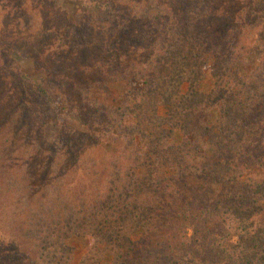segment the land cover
<instances>
[{
  "label": "trees",
  "instance_id": "16d2710c",
  "mask_svg": "<svg viewBox=\"0 0 264 264\" xmlns=\"http://www.w3.org/2000/svg\"><path fill=\"white\" fill-rule=\"evenodd\" d=\"M62 1L0 0L1 264H264V0Z\"/></svg>",
  "mask_w": 264,
  "mask_h": 264
},
{
  "label": "rangeland",
  "instance_id": "374dc122",
  "mask_svg": "<svg viewBox=\"0 0 264 264\" xmlns=\"http://www.w3.org/2000/svg\"><path fill=\"white\" fill-rule=\"evenodd\" d=\"M59 4L66 11H71L72 10V8L70 6H68V5H66L65 3H63L62 0H59ZM73 10H75V7H73ZM12 58L15 59V61L21 66V68L25 71V73L30 78H32L34 80H37L40 77V73H38L35 70L34 64H33V62L30 59L25 58L23 56H20L19 54H16V53L12 55ZM257 65H259V60L258 59L257 60L256 59L255 60L244 59V60L241 61L240 67L242 68V70L248 72L252 68L254 69L255 67H257ZM110 89H111V93L113 94V98L117 101V103H119L120 98L123 96V87H122V85L121 84H112V85H110ZM201 90L204 91V92H208V91L211 90V79H210L209 76L206 78L205 82L201 85ZM64 119L67 120V122L72 127L78 129L80 132H86V129L83 126H80V125L76 124L75 120L66 118V116L64 117ZM60 130H61V128L59 127V125L56 122H52L51 124L46 126L45 127V132H44V134H45V140L44 141L48 142V143H51V142L55 141V139L59 136ZM43 161H47V156L44 158ZM40 182H41V180H40ZM29 185L32 186L30 191H32L33 189H35L37 187V185L34 182H30ZM26 192H28V190ZM18 198L22 199V197L21 198L18 197ZM3 201L5 203H7V201H10V200L5 199ZM21 206L17 205V208L19 207L20 214H21V217H22L23 214H25V211L27 210V208H29V207L26 206L25 207L26 209H25V208H22ZM32 214H34V212ZM27 217H28V215H27ZM11 238H13V237H11ZM73 245H75L76 248L78 249V257L80 256V253L86 249V246H87L82 241H75L73 243ZM5 254H6V257H7V253L5 251H3V256H5ZM0 256H1V254H0ZM6 257H4V258H6ZM76 262L78 263V260ZM0 264H1V261H0Z\"/></svg>",
  "mask_w": 264,
  "mask_h": 264
}]
</instances>
